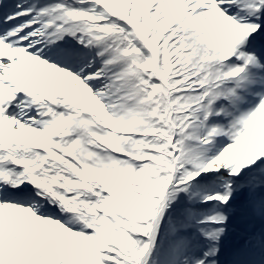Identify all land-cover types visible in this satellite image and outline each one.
<instances>
[{
  "label": "snow or ice",
  "instance_id": "obj_1",
  "mask_svg": "<svg viewBox=\"0 0 264 264\" xmlns=\"http://www.w3.org/2000/svg\"><path fill=\"white\" fill-rule=\"evenodd\" d=\"M0 264H264V0H0Z\"/></svg>",
  "mask_w": 264,
  "mask_h": 264
}]
</instances>
